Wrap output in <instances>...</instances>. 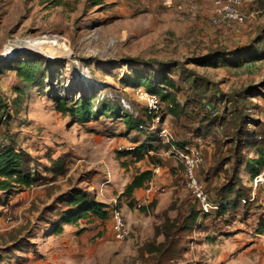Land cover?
<instances>
[{"label": "rangeland", "instance_id": "rangeland-1", "mask_svg": "<svg viewBox=\"0 0 264 264\" xmlns=\"http://www.w3.org/2000/svg\"><path fill=\"white\" fill-rule=\"evenodd\" d=\"M213 3L174 0L168 7L164 0H0V146L27 150L45 180L33 189L0 191V264H155L149 249L165 240L157 231L168 219L203 210L187 186L181 163L164 143L150 151L158 163L155 166L148 159L133 163L122 157L126 148L147 144L145 134L127 130L121 118L105 115L80 124L57 112L48 89L42 91L25 81L12 66L29 56L50 63L52 84L59 95L73 100L82 95L100 99L113 95L126 99L141 116H145L144 106L129 83L145 73L142 64L172 80L175 87L166 86L169 100L180 104L184 112L177 118L167 110L169 129L177 143L204 150L206 162L197 176L209 199L217 201L226 169L232 165V161L221 162L230 144L193 140L192 132L198 127L187 96L193 74L203 77L222 93L215 107L204 104L215 109L213 115H230L237 108L251 130L264 129V0L243 7L247 15L243 26H212ZM52 33L63 41L50 37ZM37 40L45 43L27 48ZM253 44L255 49L248 48ZM239 49V58L233 55L229 62L216 55ZM9 50L13 52L10 59ZM57 53V59L47 55ZM128 61L134 66L126 65ZM214 61L217 66L211 64ZM126 78L131 81L124 82ZM161 81L154 78V86ZM110 103L126 109L117 101ZM119 146L124 149L118 150ZM258 155L245 150L249 160ZM60 157L66 158L68 171L50 172L49 159ZM158 166L161 172L154 173L152 183L164 187V192L145 202L142 191L130 208L126 198L120 197L124 182L137 171H154ZM240 173L255 201L245 215L216 218L213 214L204 219L201 213V226L194 225L183 236L179 233L184 239L183 262L264 264V169L258 184L248 164ZM74 187L91 191L110 209L117 201L130 238L116 240L110 214L106 220L80 218L62 223L59 215Z\"/></svg>", "mask_w": 264, "mask_h": 264}, {"label": "trees", "instance_id": "trees-1", "mask_svg": "<svg viewBox=\"0 0 264 264\" xmlns=\"http://www.w3.org/2000/svg\"><path fill=\"white\" fill-rule=\"evenodd\" d=\"M256 46L253 44L248 48L255 49ZM240 52L241 49L229 53L218 51L216 55L220 56L223 62H229L233 58V55L239 58ZM216 55H211V57ZM211 64L217 66V61ZM126 65L134 66L130 61ZM12 66L16 68L19 76L25 81L35 84L42 91L48 89L49 93L47 96H52L55 110L63 115H70L76 123L87 124L94 119L97 120L100 116L108 115L109 117L121 118L127 130L145 134L147 144L138 145L133 149L128 148L121 155L122 157L130 158V161L133 163L148 159L151 164L157 165L158 163L154 155L150 154V151H154L159 147H156V144L164 143L168 152H171L173 147L184 149L185 147L192 146L186 143H177V141H173L172 143L163 142L158 136L159 129H150L152 115L149 114L148 109L145 107V116L139 115V112L135 111L134 107L132 112L123 108L125 113L122 115L123 109L110 103V101H117L121 106V98H116L113 95H110L111 98L107 97L106 99L82 95L76 100L71 99L69 95H59L52 84L54 74L51 72L49 62L31 59L29 56L27 59H21L12 63ZM142 66H144L143 70L146 71L143 75L136 77L137 81L129 83L131 79L126 78L124 82L135 86L134 88L143 87L148 92L158 94L163 103L164 119H167V110H171L173 116L179 118L184 109L181 108L180 104L175 103L174 105V101L173 103L170 102V95H168L166 87H175L173 81L165 77L161 78L162 75L158 71L149 69L145 64H142ZM137 72L139 71L136 70ZM193 77L187 101L192 105L196 118L195 123L198 128L192 132V138L193 140H198L199 143L209 141L208 143L221 144L222 146L223 143L230 144L229 152L221 159V162L224 161L227 164V162L232 161V165L226 169L227 179L217 191V201L210 200L217 206L216 210L210 212L193 210L186 218L168 219L162 230L157 231V235L162 234L165 240L158 245H153L149 249V253L155 259V264H190L183 262L184 239L179 236V233L183 236V234L190 233L194 225L201 226L202 223H198L201 213L204 219L212 217L213 214L216 215V218L245 215L250 202H254L255 198L251 197L249 188L240 178V169L244 164H248L252 173V180L260 176L262 169H264V129L261 126H256L255 129L251 130L246 121V116L243 112L238 111L237 108H235L237 111L234 112L233 110L230 115H227V113L226 116L213 115L215 109H212L210 106L207 109L204 104L207 101L209 105L215 107L222 93L218 88L210 87V82L207 79L198 77L195 74H193ZM154 78H160L162 81L157 82V85L154 86ZM234 101V105L236 106L238 99ZM229 116H231V120L228 121L227 118ZM246 149L257 151L258 157L251 160L247 159L245 156ZM49 160L51 162L50 172L66 173L68 171L65 157L58 159L50 158ZM124 164L125 168L128 165V161H125ZM217 168L219 167L217 166ZM153 178V169L137 171L133 178L125 185L120 197L126 198L129 207L134 208L136 192L150 185ZM44 181L43 175L38 170L36 159L27 150L20 147L16 148L12 145L3 144L0 146V191L7 194L33 189L43 185ZM63 206L66 209L59 215L62 223H72L80 218L106 220L109 214L112 217L113 211L107 203L99 201L94 193L82 187H74L64 200ZM118 208L121 209L119 205ZM140 208L145 210L143 206ZM61 230L62 228L59 227V231Z\"/></svg>", "mask_w": 264, "mask_h": 264}, {"label": "built area", "instance_id": "built-area-1", "mask_svg": "<svg viewBox=\"0 0 264 264\" xmlns=\"http://www.w3.org/2000/svg\"><path fill=\"white\" fill-rule=\"evenodd\" d=\"M173 2L174 0H164V4L168 7H170ZM254 2L255 0H214L212 17L210 20L211 25L214 27H221L223 25H245L247 22V15L242 9L245 6L252 5ZM49 36L53 38L56 37L53 33ZM56 38L57 40L59 39L58 37ZM133 93L138 102L147 108L149 114L152 115L150 129H159L158 136L163 140V142L172 143L175 141L169 129L167 119L163 118V103L160 96L156 93L148 92L143 87L134 88ZM120 100L123 106L132 112L133 107L128 103V101L126 99ZM123 149L124 147H118V150ZM169 154L181 163L184 176L187 181V186L196 201L200 203L203 210L205 212L216 210L217 206L210 201L206 190L197 176L199 168L206 162L203 150L197 146L185 147L184 149L173 147V150L169 152ZM159 172H161V168L158 166L154 169V173L159 174ZM262 181V175L258 176L255 179V184ZM162 192H164V187L151 182L150 185L143 189V196L141 198L145 202H149ZM114 203H116L112 211L114 236L116 240L126 241L131 236V230L123 212L117 206V201H114Z\"/></svg>", "mask_w": 264, "mask_h": 264}, {"label": "bare ground", "instance_id": "bare-ground-1", "mask_svg": "<svg viewBox=\"0 0 264 264\" xmlns=\"http://www.w3.org/2000/svg\"><path fill=\"white\" fill-rule=\"evenodd\" d=\"M57 40V39H56ZM59 41H63L62 39H58ZM57 40V41H58ZM40 43H45V42H43V41H34V42H30V44H28V49H31V48H35V46L37 45V44H40ZM53 45H57L54 41H53V43H52ZM59 47H60V45H59ZM42 52H45V49H42L41 50ZM11 53H13V52H10V50H9V52H7V54L6 55H8L7 57H9V59H10V57L11 56H9V54H11ZM11 55H13V54H11ZM47 55H49V56H51V57H55L54 59H57V58H60V55H59V53H57V54H54V55H51V54H47ZM5 59H8V58H5Z\"/></svg>", "mask_w": 264, "mask_h": 264}, {"label": "crops", "instance_id": "crops-1", "mask_svg": "<svg viewBox=\"0 0 264 264\" xmlns=\"http://www.w3.org/2000/svg\"><path fill=\"white\" fill-rule=\"evenodd\" d=\"M120 169H121V168H120ZM122 171H123V169H122ZM127 182H128V180H126V181L124 182L122 189H124V187H125V185L127 184ZM142 191H143V189L138 190V191L136 192L135 196H136V195L138 196L140 193H142ZM121 192H122V191H121Z\"/></svg>", "mask_w": 264, "mask_h": 264}, {"label": "water", "instance_id": "water-1", "mask_svg": "<svg viewBox=\"0 0 264 264\" xmlns=\"http://www.w3.org/2000/svg\"><path fill=\"white\" fill-rule=\"evenodd\" d=\"M24 51H26V52H32L31 50H27V49H24Z\"/></svg>", "mask_w": 264, "mask_h": 264}]
</instances>
